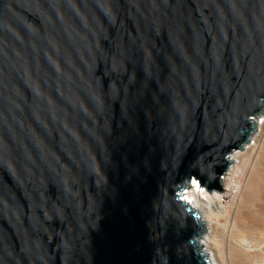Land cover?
I'll use <instances>...</instances> for the list:
<instances>
[{"label": "water", "instance_id": "95a60500", "mask_svg": "<svg viewBox=\"0 0 264 264\" xmlns=\"http://www.w3.org/2000/svg\"><path fill=\"white\" fill-rule=\"evenodd\" d=\"M264 110V0H0V264H212Z\"/></svg>", "mask_w": 264, "mask_h": 264}, {"label": "bare ground", "instance_id": "6f19581e", "mask_svg": "<svg viewBox=\"0 0 264 264\" xmlns=\"http://www.w3.org/2000/svg\"><path fill=\"white\" fill-rule=\"evenodd\" d=\"M253 123L251 141L228 158L221 193L193 180L183 194L204 222L200 242L212 264H264V119Z\"/></svg>", "mask_w": 264, "mask_h": 264}, {"label": "rangeland", "instance_id": "374dc122", "mask_svg": "<svg viewBox=\"0 0 264 264\" xmlns=\"http://www.w3.org/2000/svg\"><path fill=\"white\" fill-rule=\"evenodd\" d=\"M263 113L259 114L255 120L263 121L264 117H262ZM252 138V137H251ZM228 202V201H227Z\"/></svg>", "mask_w": 264, "mask_h": 264}, {"label": "built area", "instance_id": "2783aa9c", "mask_svg": "<svg viewBox=\"0 0 264 264\" xmlns=\"http://www.w3.org/2000/svg\"><path fill=\"white\" fill-rule=\"evenodd\" d=\"M186 191H187V190H186ZM186 191H185V192H186Z\"/></svg>", "mask_w": 264, "mask_h": 264}]
</instances>
